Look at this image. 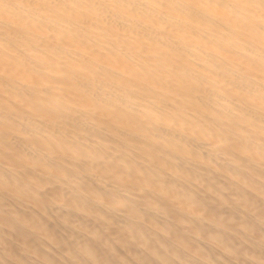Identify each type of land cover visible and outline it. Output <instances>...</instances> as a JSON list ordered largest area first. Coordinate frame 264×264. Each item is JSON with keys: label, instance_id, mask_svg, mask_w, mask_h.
<instances>
[{"label": "bare ground", "instance_id": "1", "mask_svg": "<svg viewBox=\"0 0 264 264\" xmlns=\"http://www.w3.org/2000/svg\"><path fill=\"white\" fill-rule=\"evenodd\" d=\"M0 264H264V0H0Z\"/></svg>", "mask_w": 264, "mask_h": 264}]
</instances>
